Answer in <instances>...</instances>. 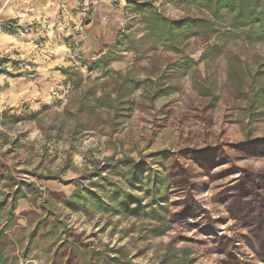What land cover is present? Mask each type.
I'll return each mask as SVG.
<instances>
[{
    "label": "rangeland",
    "instance_id": "rangeland-1",
    "mask_svg": "<svg viewBox=\"0 0 264 264\" xmlns=\"http://www.w3.org/2000/svg\"><path fill=\"white\" fill-rule=\"evenodd\" d=\"M149 13L207 17L181 0H0L6 264H264V182L247 175H264V41L246 43L227 20L217 36L155 44ZM106 46L109 74L90 71ZM128 71L142 86L112 128L107 113L77 120L84 91ZM108 158L139 164L133 185L118 175L126 165ZM149 170L172 177L167 211L146 207ZM247 181L255 188L240 194ZM115 188L117 201L132 195L144 209L117 213ZM89 191L114 210H100ZM234 196L250 208L236 210Z\"/></svg>",
    "mask_w": 264,
    "mask_h": 264
},
{
    "label": "trees",
    "instance_id": "trees-1",
    "mask_svg": "<svg viewBox=\"0 0 264 264\" xmlns=\"http://www.w3.org/2000/svg\"><path fill=\"white\" fill-rule=\"evenodd\" d=\"M184 3H188L202 11L205 12L206 16L203 19L196 18H183L179 20H171L159 13H149L145 21L146 25V39L151 43L161 44V43H172L175 44L179 38L187 35H198L205 34L212 36H217L218 30L217 23L227 21L228 28L238 32L239 37H241L246 43L254 44L264 41V0H181ZM12 23V21H9ZM114 46H106L105 51L101 53V56L91 65L88 69L90 71L98 70L103 75L109 74L108 67L111 62V57L113 56ZM212 50L211 48L207 49ZM215 50V49H214ZM68 70H65L67 72ZM142 86V83L138 78L133 75L130 71L126 73L115 72L109 81L102 83L100 90L98 92L89 93L84 91L78 106L76 117L77 120L82 116L89 121L91 118L98 117L101 113H107V116L111 119L108 125L111 128L116 124V120L122 118L125 114V110L129 105L130 96ZM80 86L76 87L79 88ZM158 93V92H157ZM156 93V94H157ZM157 97V96H156ZM108 164L113 163V160L106 159ZM126 165L125 162H115L110 164L115 165ZM108 165V167L110 166ZM138 165L129 167L128 172L118 173L121 177L128 180L129 183L137 180L138 176L136 174V169ZM249 178L254 180V183L258 180L264 182V175L259 173H247ZM1 178V177H0ZM153 178V179H152ZM153 181H152V180ZM257 180V181H256ZM154 183L150 185V183ZM172 177L167 178L162 177L159 173H154L149 170L147 176L143 179V184L145 186V193L148 196L147 209L150 210V214L155 213L157 210L167 211L166 205L168 204V193L172 185ZM133 185V183H131ZM130 184V185H131ZM249 181L243 182L242 185H237L239 190H242L240 194H245L250 188H255L254 185H250ZM131 185V186H132ZM236 188V189H237ZM88 190V189H87ZM82 191L79 188L74 192V196L70 199L68 203H73L75 197L82 195ZM112 199L110 204H114V199L116 204L121 208L122 213H132L137 214L144 209L141 208V201L132 195L123 194V201H117L119 198L118 189H114ZM234 192V191H233ZM91 200L97 201L98 208L102 211L114 210L109 203H105L104 198L98 196L95 191H89ZM258 200L263 199L258 203L259 215L257 217V225L259 231L263 233V238L257 245L258 252L264 258V197L263 194L259 193ZM121 199V200H122ZM234 206L236 210L240 208L248 207L250 204L245 203V199L241 197L234 196ZM14 203V201H13ZM12 205V204H11ZM131 206V207H130ZM250 208V207H248ZM252 209V208H251ZM1 211V207H0ZM11 218V217H10ZM260 221V222H258ZM164 233V231H162ZM161 233V234H162ZM10 236L5 234V232H0V264L5 263L4 249L6 242ZM77 253H80L79 249H76ZM114 264H131L128 262H123L120 259H113ZM89 264V263H88ZM105 264V263H103Z\"/></svg>",
    "mask_w": 264,
    "mask_h": 264
}]
</instances>
